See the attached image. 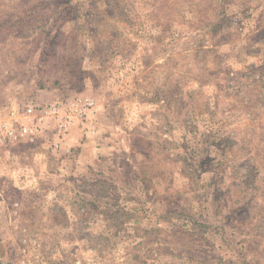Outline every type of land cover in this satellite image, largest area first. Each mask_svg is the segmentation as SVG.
<instances>
[{
	"label": "clouds",
	"instance_id": "1",
	"mask_svg": "<svg viewBox=\"0 0 264 264\" xmlns=\"http://www.w3.org/2000/svg\"><path fill=\"white\" fill-rule=\"evenodd\" d=\"M261 33L264 0H0V264H264Z\"/></svg>",
	"mask_w": 264,
	"mask_h": 264
},
{
	"label": "rangeland",
	"instance_id": "2",
	"mask_svg": "<svg viewBox=\"0 0 264 264\" xmlns=\"http://www.w3.org/2000/svg\"><path fill=\"white\" fill-rule=\"evenodd\" d=\"M226 23V21H221L220 24L216 25V30H219L220 27H222L224 24ZM261 35H264V33H261ZM224 37H221V40H224ZM73 251H75V249H73Z\"/></svg>",
	"mask_w": 264,
	"mask_h": 264
}]
</instances>
